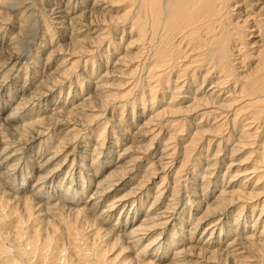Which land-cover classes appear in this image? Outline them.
Returning <instances> with one entry per match:
<instances>
[{
	"label": "bare ground",
	"instance_id": "1",
	"mask_svg": "<svg viewBox=\"0 0 264 264\" xmlns=\"http://www.w3.org/2000/svg\"><path fill=\"white\" fill-rule=\"evenodd\" d=\"M0 2L1 6L3 2L2 0H0ZM44 2L48 4L53 3L52 0H44ZM83 4L86 5V8H88L87 10H84V8L82 7ZM120 5L122 6L119 7ZM64 7L65 9H59L58 7V9L52 8L53 10L50 9V11H52V13L62 11L63 15L58 14L57 17L64 16L66 18V14L77 11L78 9H80V7H82L80 9V14L85 11V18L89 16L92 17V19H89L90 17L88 18L87 24L83 23L86 22L84 19L78 20L77 18L76 21H81V24H83H80L81 26L85 25L95 28L94 38L96 39V44L102 42L105 43L108 41V48V46L111 45V42L109 41V34L121 32L119 42H115L114 46L112 44V53L113 51L117 50L116 46H120V40L123 38L124 34L128 33L129 35L126 50L127 47L129 49V47L133 44L139 43V46H137L139 48L138 51H135L129 55L127 53L128 51H124V54L122 56L120 55L119 59L113 62V65H115L117 62L125 64L126 58H128L127 60L129 62V57L131 58L134 55L133 57H137L139 59V62L137 63L136 61L138 59L135 60L137 64L135 63V67H133V69L130 68V71L128 70L129 75L137 73L135 72L137 68L141 69V71H144V75L141 72L139 73L143 75H141V79H143L144 82L143 86L146 87L144 89L147 90L146 93L148 98L144 97L145 92L141 91L140 95L136 97L135 100L133 99L134 101L131 100V103H129L132 109L137 99V101L142 104L141 110L146 108L144 106V101L146 99L149 101L151 108V106H153V99L155 100L154 94L157 92L158 88L160 89V92H162V99L165 95L163 94V91L169 93L170 100L168 103H166L167 105L165 107L162 105V108L160 110L157 109L158 111L154 113L149 110L151 115H149L146 119L142 118V125H140L138 128L140 131V127H143V130L140 132L141 134H139L140 136L144 133H149L148 135L151 136L149 137V142L146 147H143V151L140 150L139 152V154L143 155H133V162L139 161L138 159H147L146 165L148 170H144L142 174L139 173L141 176L138 180L136 178L137 181L135 185H130L131 187H128V190L120 196V198L123 199L127 195H129L128 197H130L132 193H137V196H140V201L138 203L139 207L141 205V201L148 196L149 198H151V201L147 204L148 210L149 208L151 210H149L150 212L147 215H144L145 217L143 219L139 218L140 220L137 219L138 221L136 220L137 222L134 223L132 222L133 217H136L137 214H133L132 217L130 216L128 220V229L125 228L126 230H122L118 227V229H120L122 233H116L115 231H111V228H102L101 226L95 225L91 235H96L98 238L100 237L99 239H101V237H110V239L112 240V244L108 245V243L105 242L103 243L104 245H101L96 243L94 239H92V241L89 243L87 240V234L83 231L81 226H78V224L76 225V222L79 217L80 220H83V222L89 221L90 225H93L94 221L86 215L87 208L78 206L72 207L74 206L72 204H74L77 200H71V196L65 197V195L69 193L67 192V189L72 184L71 180L64 194L62 192V195L54 196L53 198H51L52 202L49 203L45 202V200L48 199L43 200V190L41 187L45 186V184L48 182L47 180L56 177L59 172H62V170L65 169V161L67 155H74L71 159L70 164V168H73V163H76L74 162L75 157H78L79 155L80 158H83L84 153L80 151V154L75 155V153L78 152L77 147L87 148V144H89L90 139L85 136L82 137L81 135H79L82 129H79L77 127L80 126L78 117L76 119L70 117V115L75 117L78 113V111L74 109V106L69 107L67 110H63V105L66 104V102H59L60 104L57 106V108L62 107L61 111L60 109L57 111L56 108H48V111L51 109H55V112L50 111L49 115H51V113L52 115L51 118L48 119L49 115H42L45 108L43 109V111L39 112L42 105L39 106L37 104L38 110L36 112H33L34 108L32 106L27 109L26 112H24L25 108H27L26 105L31 102L29 100H34L36 98H33L34 96L29 97L28 99H24V101H21V105H18L19 103L17 102L18 104H16L18 106L15 104L16 107L14 106L15 108H12L10 113L8 112L7 114V117L10 116L11 118H9L11 120H16L18 118L15 116L19 113V115H21L20 119L22 120V123H16L17 125H10V119H7V117L0 118V126L3 128L2 130L0 127V264H79L78 261L82 262V259L87 264H122L127 262L128 260H121L116 262L113 260V258H108L107 254H105V251H109V249L113 247V243L116 244V242H118L119 240L122 242L119 245V248H121V250L126 247H129L132 250L133 256L129 258V261H132V264H184L186 261H189V259L185 261V256L191 255L193 251L189 250L191 248L190 245L182 249L180 248L183 243V235H180L181 238L179 237V235L176 238L174 237V234H176V232L170 230L172 235L170 240L165 242V245L168 244V247H170L171 245L176 244L179 241H181L182 243H178V247H176L173 251L172 259H169L168 262H165L167 258H164L163 255H156L159 247L165 248V246H161L159 241V244L158 242H153L159 238L163 231H165V229L162 228H165L167 224L173 221V219L178 221L182 220L180 216L185 214L184 212H181L182 215H176L177 211L175 210V206L178 205L177 203H179V199L177 201V195L179 192L178 183L181 184L182 181L180 172L181 169L185 166L189 154L196 147V144L202 139V136L204 134H206L207 132H213L215 134L217 132L220 133L225 128L224 126H226L227 124H230L229 127H231V130L230 134L225 137V140L228 141L231 137V134L236 130L238 132V136H233L235 137L234 139L236 141V145L237 143L249 145L251 144V142H249L250 139L255 140L256 136L258 138L264 136L263 132L262 134L260 132L262 129L264 130V0H91L90 2L89 0H68L66 4H64ZM73 7H75L76 9H74ZM1 12L2 11H0V13ZM106 12H108V14H106L107 16L105 17L104 14ZM6 17L7 15L5 16L4 13L2 16H0V20H5ZM93 18H98V20L96 21V19L94 20ZM71 19L72 18L70 16V20ZM1 22L2 21H0V24ZM42 22L45 23V19H43ZM100 24L101 26H99ZM127 25L129 30H127ZM44 27L46 29L48 28L46 24ZM4 30L5 28H2L0 26V37L2 38L5 33ZM1 31H3L4 33H1ZM71 31H73V29H71ZM62 36L65 37L64 35ZM66 38H69V36H66ZM91 38L90 40L92 41ZM32 40L33 39H31L30 42ZM31 43H33V41ZM87 51H93V49H88ZM18 53L17 47L12 45V50L10 49V52L4 57L2 61H0V67L2 68V70L6 68V70L2 74V78L6 77V74H9V80L10 78L12 79L13 72L15 71L14 66L17 65L23 57H29V55H27L28 52L22 53L23 55ZM64 59L65 58L63 57L60 63H64V61H66ZM109 59L110 58L107 57L106 63L103 67H106ZM87 60V58H83L84 65ZM131 61V63L135 62H133V60ZM59 65L61 64H58L57 68L59 67ZM72 65L73 61L69 62L68 68H64L60 73H57L56 77H51L50 79H48V82L50 83L45 91H37L36 94H39V96L49 95L54 87L59 86V84H57L58 77L61 78V82H63L62 79H66L65 81H67V77H69V73L67 71H69V68ZM203 70L204 72L201 78V82H199L200 84L196 83L193 88H190V91L192 93H184L180 97L181 101L182 98L191 99L190 103L182 105L181 103H178V101H180L179 98V100H175V102L172 103V99L177 97L175 93H179V91H181L180 89H182L184 83H186L188 79L193 81L196 78L197 73L199 71L202 72ZM112 71H114V69H110L108 71L106 70L101 76L106 73L110 74V72ZM208 75H213L215 77V80L211 79L208 82L209 86L208 88L203 90V94L196 95L198 92H202V83L204 82L205 77ZM171 76H174L172 80L170 79ZM99 79L100 78H98L97 81H99ZM137 80L139 81V79ZM137 80H132L130 82L131 87L129 88L135 87L138 84ZM97 81L95 83H92L91 85V87L93 88L90 89L93 90H87V86L86 88L83 87L82 89V86H80V91L84 89L87 91L85 93L87 94V96L83 99L84 101L85 99L87 100L85 101V103H82V100V104H80L81 106L86 105L91 108H93V106L104 108L110 106V99L108 98V96L110 95L103 94L101 96L102 90L100 88L105 86L103 83H100L101 81L99 83H97ZM228 82H231L230 84H232V86H230V88L228 87V89L224 91V87ZM72 83L73 81L69 84ZM165 88L167 89L165 90ZM221 91L224 92V94L227 92L229 93L226 94L223 101L217 103V100L215 98L217 97V95H220L219 93ZM60 92L61 91H59V94ZM216 92L218 93L215 94ZM212 95H215L216 97L212 99ZM95 101H98V103L95 104L96 106L94 105V103L92 104V102ZM183 101H185V99H183ZM212 103L217 104L213 106L211 105ZM123 106L124 105L121 104L120 107L123 108ZM196 109V114H193L194 117L192 119L194 121L190 122L193 123L192 125L195 126V129L193 132H191L192 134L190 135L189 141L185 144H182V146L180 145L182 147V158L177 168H175L173 177L171 178L170 184H172V186L169 188L171 189L170 197L167 198L168 201L165 204L162 200L158 202V200L160 199V195L164 190V187L167 190V183L165 184L164 182L166 176H168V173L160 177V182L154 185L155 189L153 191L152 189L147 187L152 181H149V179L151 177H154L155 173L154 169H150H152V166L155 163H157L159 168H165L167 163L169 164L173 159H175V149L177 150L175 145L176 143L174 145H170V141L174 139L175 135L179 134H176L177 132H180L183 129L184 120L186 118L185 115H188V113L192 112L194 113ZM22 112L24 113L21 114ZM229 112L230 118H228L229 116L227 115ZM15 113L16 115L13 116V114ZM31 113L33 115H31ZM163 116L168 117V119L163 118ZM209 118L215 121V125H212V123V126H208L207 128L200 127V122L202 121L206 124L209 122ZM218 121L220 122L218 123ZM61 123L69 124L67 125L68 128H66V133L63 132V134L69 133L68 136L65 135V137L60 138L56 145H54V143L52 142H49V139H47V137L49 136L44 139V135H46L45 131H50ZM42 124H46L48 127L41 126ZM107 124H104V126H101L94 132V148L92 152H90V155H98L99 152L102 153V151H99V149H102V135L106 129ZM162 127H169V131L166 132L168 133V135L167 137H165L164 142L161 143L162 147L159 148L158 151L156 150L159 157L157 158V161L153 162V160L150 159L152 156V153H150L151 151L147 152L146 150L151 146V141L159 133V131H162ZM7 134H12L14 138L12 136L11 137L14 140H9L8 137H6ZM260 134L261 136H259ZM206 140L207 151L212 139L208 138ZM220 140L217 142L215 153H217L220 149ZM260 140V143L257 142V149H255V151L254 149H251V151L249 152L250 154L253 153V151L254 154L257 153L255 155V158L253 156L251 168H248L247 170H245V172H242L248 176L249 174L251 175V173H253L254 176H251L252 181L253 179H255L252 184L253 187H250L249 190L243 189L245 188L244 181L248 180L247 178H249L250 176L246 177V179L242 181L238 180V184L236 182L233 183L231 182V180H228V183H223V188H221L222 184L220 185L221 187L217 190L218 193L215 194L213 192V195L211 196L213 197V199L210 202H203L204 208L202 214L200 217H196L203 220L209 219L206 227L203 228L200 234V238L202 237V239L196 240V246L194 245V254L196 253V255H198L199 253L204 252L205 261L207 262V264H247L245 262V259L251 258L254 261H258V264H264V198L252 204L250 208V218L248 217V221H251V229H248L247 231L245 230L243 223L239 224L237 220V218L240 217V214H242L245 204H239V209H237L234 213L233 210L228 211V208L233 205L231 203H233L235 200L238 201L237 199H239V197L241 196L240 193H243L244 195L246 194V197L243 198H247V195L259 196L261 192L255 191V188L257 189V187H255L256 185H261V187L263 188L262 192L264 193V180L262 182V177H264V137ZM35 141H38L37 146L34 150H31V147H34L32 145H34L33 143H35ZM62 142H64L63 145L61 144ZM14 143H16V145H13ZM52 147H54V149H52ZM57 147H60V151L62 148H70V151L65 154L61 162H59V160H56L59 153ZM29 148L30 153H32V155L34 154L33 156H35L33 161H35L37 158H40L43 152H46L47 154L45 157L39 160H42L41 163L34 162V168L36 169V180L34 188H31L32 190L28 194L17 196V193L14 192L15 187L12 186L11 182V176L13 175V173L11 174V170H17L20 168V160L21 158L23 160V157L25 156L24 151L28 150ZM95 149H98V151H95ZM126 150L127 148H125L123 152H120L121 155H119L118 157V160L121 163L117 164L113 162L114 166L112 167V169L110 168V171H108L107 174L103 175L101 179L96 180V189L98 188L104 193L113 191L118 187V185L120 186L122 184L123 186L126 183L127 179H132L129 177L133 173L134 170L132 169L134 168H132V166L129 167L127 160L124 159L125 153L128 151ZM130 150L131 149H129V151ZM235 150L236 149L234 146L231 147L230 153L234 152ZM132 151L134 152L133 149ZM206 155H204V157H206ZM71 156H69L67 161L70 160ZM164 158L167 159L166 162L162 161V159ZM200 158L202 157L196 156L195 159L197 164L199 163V161L197 160H200ZM210 159L213 158H209L208 160L207 158H204V160H207V163L205 164H207V167H214L216 161L214 159L210 161ZM131 160L132 159H130V162H132ZM228 164L230 165V163ZM61 166L64 167V169L60 168ZM97 168V166H94V171L98 170ZM70 170H66L65 175L68 173V171L70 172ZM29 172L30 171H28V173ZM205 172H208V170L206 169ZM208 173L211 174V172ZM26 175L22 176L23 180L25 179ZM235 175L233 174L230 179L235 178ZM64 176L59 183H61ZM72 177L73 176L71 175V178ZM78 177L80 181V177H83L81 176V172H78ZM87 179L88 181L91 180V178ZM123 181L125 182L122 183ZM3 182H5V186H3L4 184H1ZM205 182L209 183L210 181L206 180ZM235 185H238V187L233 188ZM195 186H197L195 187L196 189L198 188V190L201 191V189H206L208 184H196ZM248 186H251V183H248ZM145 189L147 190L144 194L143 190ZM188 189L191 190L190 187ZM187 192L188 195L190 194V196H193L192 191ZM144 195L145 198H143ZM200 195H202V193ZM93 197H95V195ZM185 199L186 201L191 202L197 200L195 198L190 199L185 195V198H183L181 201ZM133 202L134 200L132 199L130 201V204H133ZM16 204L20 206H16ZM92 204L93 203H91V205ZM255 208H259L258 214H254L253 210ZM65 212H67L69 215H67ZM228 212L230 214L232 212L233 215L229 216ZM216 215H219L221 217H218ZM57 218L65 222V225L62 226L65 228L64 233L66 232L65 236L68 240L65 246L64 244L61 245V243L59 242L62 235L53 233L55 229H52V224L54 225V222L58 221ZM229 218H231L233 222L229 223ZM27 222L28 224L31 222L32 226L28 227L26 225ZM131 222L133 223V225H131ZM181 222L184 221L182 220ZM11 223L13 224L12 230H9L8 227H10L9 225ZM191 223L194 224L193 221ZM178 224V230H181V232H185V230H183L184 228L180 226L181 224ZM223 225L227 226L225 232L222 231ZM196 226L195 224L192 225L189 230L195 228ZM158 228H160L159 232H151ZM6 229H8L11 234H9ZM45 229L49 230L50 235L45 231ZM217 231L219 233L215 235ZM150 233H152V238H150L148 242L146 241V243H143V238L141 235L145 234L146 238ZM121 234L125 237H123ZM51 236H54L53 243L49 240ZM123 242H125V244ZM157 244L158 246H153ZM106 245L107 247L105 248ZM138 245L140 248L137 247ZM191 246L193 248V244ZM135 247L138 248L136 249V251L133 249ZM246 252L249 255H247ZM71 254L75 255L74 257H76L77 260H72ZM229 257H231V260H229ZM155 259L158 260V262L154 263L153 260ZM84 262L80 264H84Z\"/></svg>",
	"mask_w": 264,
	"mask_h": 264
},
{
	"label": "rangeland",
	"instance_id": "2",
	"mask_svg": "<svg viewBox=\"0 0 264 264\" xmlns=\"http://www.w3.org/2000/svg\"><path fill=\"white\" fill-rule=\"evenodd\" d=\"M67 1L68 0H52L53 3L48 4V3L44 2V0H2L3 3L0 6V11H2V12L0 13V16H2L5 13V16L7 15V17L5 20H0V21H2L0 26L2 28H5V30H4L5 33L3 31H1V33L2 32L4 33L3 38L0 37V42H1V45H0V61H2L4 59V57L10 52V49L12 50V45L17 47V53L20 52L18 54L28 52L27 55H29V57L28 58L23 57L20 60V62L14 66L15 71L13 72V78L12 79L10 78V80L8 78L9 74H6L7 76L5 75L6 77L2 78V74L6 70V68H4L2 70V68L0 67V118L7 117L8 112L10 113L11 109L15 108L18 103H19L18 105H21L20 104L21 101H24V99H28L29 97H33V96H34L33 98H35V97L36 98L34 100L33 99L29 100V101H31L29 103L30 106H29V104L26 105L27 108H25L24 112H26V110L29 109L31 106L34 108L33 112H36L38 110V108H37L38 105L39 106L42 105L39 112L43 111V109L45 108L42 115H49L50 111L55 112L54 111L55 109H51L48 111V108H56L57 111L59 109L61 111L62 107L57 108V106L60 104L59 102H62V103L66 102V104L63 105L64 106L63 110H67L69 107H72V106L75 107L74 109L77 110L78 113L76 114L75 117L72 115H70V117L75 118V119L78 117V120H79L78 122H80V126H77V127L79 129L80 128L82 129L81 132L79 133V135H81L82 137L85 136V137L89 138L90 139L89 140L90 145L87 144L88 145L87 148L77 147L78 152L75 153V155L80 154V151H82L84 153H83V158L82 157L80 158L79 155H78V157H75L74 162H76V163H73V168H70V164H71V159L74 155L73 156L67 155L66 161H65V169H64V167H62L63 166L62 165L60 168H62L64 170H62V172H59V174L56 177L50 178L49 180H47L48 182L45 184V186L41 187L43 190L42 191L43 200L48 199V200H45V202L49 203V202H52L51 198H53L54 196L62 195V192L64 194V192L66 191V188H68L70 180H71L72 184L67 189L68 190L67 192H69V193L68 194L65 193L66 194L65 197L71 196L72 197L71 200H73V201L77 200L74 204H72V205H74L72 207L78 206V207L87 208L86 209V215L94 221L93 225H90L89 221L83 222V220H80V217H79V219L77 220L78 223L76 222V225L78 224V226H81L83 231L87 234V236H88L87 240L89 243L92 241V239H94V241L98 244L104 245L103 243L107 242L108 245L109 244L111 245L112 240L110 239V237H107V238L101 237V239H99L100 237L98 238L96 235L95 236L91 235L95 225L101 226L102 228H106V227L108 229L111 228V231H115L116 233L117 232L122 233V231H120V229L126 230V229H128L127 227H129V221L128 220H129L130 216L132 217L133 214L134 215L137 214L136 217H133L132 222L134 223V222H137L138 221L137 219H139V218L143 219L145 217L144 215H147L150 212L149 210H151L150 208L148 210L147 204H148V202L151 201V198H149L148 196H147V198H145V195H144L143 198H145V199L141 201L140 207L138 205V203L140 201V199H139L140 196L139 195L137 196V193H132L130 195V197H128L129 195H127L123 199H121L120 196L128 190V187L135 185L136 181L141 176L140 174H142L144 172V170H148L147 165H146L147 159H138L139 161L133 162V155L134 156L135 155H138V156L143 155V154H139V152H140V150L143 151V147L144 148L146 147V145L149 142V137L151 136V135H148L149 133L148 134L144 133L141 136L139 135V134H141L140 132L143 130V127H140V131L138 129L139 126L142 125V121H143L142 118L146 119L149 115H151L150 111L154 113V112L160 110L162 108V105L165 107L167 105L166 103L169 102L170 97H169L168 92L166 93L165 91H163V94H165V95L162 99L161 98L162 92H160V89L158 88L157 92L155 93L157 96L154 94L155 100L153 99V104H152L153 106H151V108H150L149 101L146 99L144 101V103H145L144 106L146 108L141 110L142 104H140L139 101H137L138 100L137 99L135 101L134 107L132 109L131 106L129 105V103H131V100H133V99L135 100L136 97H138L140 95L141 91H144L145 92L144 97L148 98L147 93H146L147 90L144 89L146 87L143 86L144 82H143V79H141V75L143 74L144 71L143 70L141 71V69L137 68L138 70L137 69L135 70V72H137V73H134L133 75L132 74L129 75L128 70L130 71L131 69H133V67H135V65L139 62V59L137 57H133L134 55L131 58L129 57V62L127 60L128 58L125 57L127 60V61L125 60V64H121V63L117 62L115 65H113V62L115 60L119 59V56L120 55L122 56L124 54V51H126V52L128 51L127 52L128 55L132 54L135 51H138L139 48L137 46H139V43H136L137 45L133 44L132 46L129 47V49L127 47V50H126V45L128 43V40H129V38H128L129 35H128V33L124 34L123 38L120 40V43H121L120 46H116L117 50L113 51V53H112V50H111L112 44L114 46L115 42L116 43L119 42V38H120V34H121V32H117L114 34H109V41L111 42V45L108 46V48H107L108 41L105 43L102 42V43L96 44V39L94 38L95 28H92L91 26H85V25L81 26L83 24H81V21H78L80 19L81 20L84 19L86 21V22H83L84 24L85 23L87 24V22H88V18L90 16L85 18V11L80 14V9L82 7L84 8V10L88 9V8H86L85 4H83L82 7H80V9H78L77 11H73L72 13L66 14L67 15L66 18L64 16L63 17H57L58 14L63 15L62 11L57 12V13L56 12L52 13V11H50V9L53 10L57 7L59 9H63V8L65 9L64 4H66ZM90 1L91 0H89V2ZM121 6L122 5H120L119 7H121ZM73 8L76 9L75 7H73ZM106 14H108V12H106L104 14L105 17L107 16ZM70 16L72 18L71 20H70ZM77 18H78V20L76 21ZM98 18H95L96 21L98 20ZM43 19H45V23L42 22ZM89 19H92V17H90ZM60 21L63 23H61ZM100 22H101V20H100ZM74 23H76V24H74ZM20 24H21V26H20ZM45 24L48 26L47 29L44 27ZM95 25H98V24H95ZM99 26H101V24ZM21 28H23V29H21ZM71 29H73V31H71ZM127 30H129L128 25H127ZM76 31H78V32H76ZM70 34H72V35H70ZM62 35H64L65 37H63ZM66 36H69V38H66ZM89 37L90 38L92 37L91 38L92 41L90 40ZM31 39H33L32 40L33 43H31L32 41L30 42ZM93 40H94V42H93ZM74 41H75V43H74ZM100 44H102V45H100ZM88 49H93V51H87ZM34 53H35V55H34ZM48 53H49V55H48ZM63 57L65 58L64 60H66V61H64V63H60ZM107 57L110 58L109 62L107 63L106 67H103L106 63ZM83 58L88 59L86 61L85 65L83 62ZM136 59H138V60H136ZM131 60H133V62L136 60L137 63H136V61L134 63H131L132 62ZM72 61H73V65L69 68V71H67L69 73L68 74L69 77H67V81H65L66 79H62L63 82H61L60 81L61 78L58 77V83L57 84H59V86L54 87L49 95L39 96V94H36L37 91H41V92L45 91V89L48 88V85L50 83V82H48V79H50L51 77H56L57 73H60L64 68H68L69 62H72ZM126 63L129 65H127ZM58 64H61V65H59L60 68L58 67L59 69L57 68ZM126 66H127V68H126ZM105 69L107 71L110 69L111 70L114 69V71L110 72V74L106 73L103 76H101L104 73V71H106ZM139 72H141L142 74ZM203 72H204V70L202 72L199 71L197 73L196 78L193 81L188 79V81L186 83H184V86L182 87V89H180L181 91H179V93H175V95L177 97L172 99L173 100L172 103H174L175 100H179L180 97L182 96V94L192 93L190 91V88H193L196 83L200 84L199 82H201ZM59 76H60V74H59ZM98 78H100L99 81H97ZM173 78H174V76H171L170 79L172 80ZM214 78L215 77L213 75L206 76L204 79V82L202 83V88H203L202 92L200 91L196 95L203 94V90H205L209 86L208 82L211 79L215 80ZM137 79H139V81ZM132 80H134V81L137 80L138 84L135 87L129 88V87H131L130 82ZM72 81H73V83L69 84ZM96 81H97V83H99L101 81L100 83H103L105 86V87L100 88L102 90L101 96L103 94L110 95V96H108V98L110 99L109 100L110 106H108L107 108L96 106L95 104L98 103L99 100L92 102V104L94 103V105L96 106V107L93 106V108H96V109H93V108L88 107L86 105H82V106L80 105L82 103H85V101L87 100V99H85V101L83 100L87 96V94H85L87 91L85 89L80 91V86H82V89H83V87L86 88V86H87V90L88 89L93 90L90 88H93V87H91V85H92V83H95ZM230 83L231 82L227 83V85L224 87V91H226V89H228V87L230 88V86H232V84H230ZM68 84H69L70 88L68 87ZM133 89H134V91H133ZM166 89L167 88H165V90ZM171 89H173V88H171ZM59 91H61L60 94H59ZM217 93L218 92H216L215 94H217ZM227 93H229V92H227ZM227 93L224 94V92L221 91L219 93L220 95H217V97L215 95H212V99L216 97L215 99L217 100V103H219V102L223 101V99L225 98ZM125 94H126V96H125ZM58 95H59V97H58ZM120 98H122V99H120ZM114 99H116V100H114ZM183 99H185V101H183ZM82 100H83V102H82ZM190 101H191V99L182 98V101L180 99V101H178V103H181L182 105H184V104L186 105V104L190 103ZM154 103H155V105H154ZM217 103H212L211 105L215 106ZM121 104L124 105L123 108L120 107ZM76 107H78V108H76ZM196 111H197V109L194 111V113L193 112L188 113L189 116L187 114L186 115L184 114L186 116V118L184 120L183 129L180 132H177L176 134H178V133L179 134L175 135L174 139H172L170 141V145H174L176 143L175 145H176L177 150L175 149V155H174L175 159H173L172 162H170L169 164L167 163L165 168L161 169L158 167L157 163H155L154 164L155 166L153 165L152 169H150V170L154 169L155 173H154V177H151L149 179V181L150 180H152V181L147 187H149L153 191L155 189L154 185L156 183L160 182V177L162 175L168 173L167 174L168 176H166V179L164 182L165 184L167 183V190L164 187V190L162 191V193L160 195V199L158 200V202L160 200H162L163 203L165 204L168 201L167 198L170 197L171 189H169V188L172 186V184H170L171 178L173 177V173H174L175 168H177V166L179 165V162L182 158V151H181L182 147L181 146H182V144H185L189 141L190 135L192 134L191 132H193L195 129V126L192 125L193 123H190V122L194 121L192 119L194 117L193 114H196L195 113ZM24 112H22L21 114H23ZM229 114H230V112L227 115L229 116ZM14 115H16V113L13 114V116ZM31 115H33V114L31 113ZM51 115H52V113H51ZM51 115L48 116L49 117L48 119L51 118ZM20 116L21 115H19V113H18L15 116L18 118V119L15 118L16 120H13V119L11 120L10 116H9L10 118L7 117V119L11 120L10 125H14V124L17 125V124L22 123ZM177 116H179V115H177ZM163 118L168 119V117H164V116H163ZM172 118H173V116H172ZM228 118H230V116ZM24 120H28V119H24ZM214 122L215 121L213 119L209 118L208 123L205 124V122L201 121L199 125L202 128H207L208 126L215 125ZM219 122L220 121H218V123ZM104 124H107V125H106V129L102 135L103 136V142L101 145L102 149L101 150L99 149V151H102V153L99 152L100 154L98 153V155H95V154L90 155V152H92V150L94 148L93 147V144H94L93 139L95 138L94 132L96 131V129L100 128L101 126H104ZM67 125H69V124L61 123L57 127L53 128L52 130L45 131L46 135H44V139L47 136H49V137H47V139H49V142L50 143L52 142V143H54V145H56L60 138L65 137V135L68 136L69 133L65 134L66 128H68ZM229 125L230 124H227L226 126H224L225 127L223 129L224 131L221 129L222 132H220V133L217 132L215 134L213 132H207L206 134H204L202 136V139L200 141H198V143L196 144V147L189 154V157L187 158V162L185 163V166L181 169L180 177L182 176L181 177L182 181H181V184L178 183L179 192L177 195V201L179 199V203H177L178 205L175 206L176 207L175 210L177 211L176 215H179V216L182 215L181 212L185 213L182 216H180L184 222H181L182 220L178 221V220L173 219V221L171 223L167 224L166 227L168 229L166 227L162 228V229H165V231H163L161 233V235L159 236V238L153 242V243H155V242L159 241L161 246H163V247L165 246V248L159 247L157 254H156L157 256L163 255L164 258H167V260H165V262H168L169 259H172L174 249L176 247H178L179 244L182 243L181 241H179L180 242V243L178 242L179 244L176 243V244L171 245L170 247H168V244L165 245V242L170 240L171 235H172L171 231L173 230L174 232H176V234H174V237L177 238L178 235H179V237H180V235H183V240H182L183 243H182V246H180V248L182 249V248H185L188 245H190L191 248L189 250L193 251L191 253V255L185 256V261L188 259H189V261H186L187 263L185 262L184 264H207V262L205 261L204 252L199 253L198 255H196V253L194 254V252H195L194 247L196 246V240L202 239V237L200 238V234H201L203 228L206 227L207 222L209 220V219L203 220L201 218H199V219L196 218L198 216L200 217L202 214V211L204 208L203 202H207V201L210 202L213 199V197H211L213 195V192L215 194L218 193L217 190L221 186H222L221 188H223V186H224L223 183L224 184L228 183V180H231V182H233V183H235V182L237 183L238 180L242 181V180L246 179V177L250 176L249 177L250 179L247 178L248 180L244 181L245 182L244 183L245 188H243V189L249 190L250 187H253L252 184H253V181L255 180V179H253V181H252V178H251V176L252 177L254 176L253 173H251V175L249 174V176H248L242 172L243 171L245 172V170H247L248 168L249 169L251 168V165H252L251 162H253L252 161L253 156L255 158V155L257 154V153L254 154V151L258 147V143L261 142L260 139H263V137H264V136H261L262 132L264 134V130L262 129L260 131L261 132V134L259 135V136H261L260 138H258L256 136L255 140L250 139L249 142H251V144L248 145V144L237 143V145H236V141L234 139L235 137L238 136V132L236 130L231 134V137L229 138L228 141L225 140V137L230 134L231 127H229ZM41 126L48 127L46 124H42ZM3 127H4V125H3ZM1 129L3 130L2 127H1ZM168 129H169V127H167V128L162 127V129H161L162 131H159V133L151 141V143H152L151 146L146 150L147 152L151 151L150 153H152L151 154L152 156L150 159L153 160V162L157 161V158L159 157L156 150L158 151V149L162 147L161 143L164 142L165 137H167L168 133H166V132L169 131ZM237 129H239V128H237ZM63 132H65V133L63 134ZM11 136L14 138V136L12 134H7L6 137H8V139L11 140V139H13ZM233 136H235V137H233ZM208 138H211L212 140L210 142L208 150L206 151V148H207V140L206 139H208ZM219 140H220V144H219L220 149L217 153H215V150L217 147L216 145H217V142ZM37 143H38V141H35V143H33L34 145H32V146H34V147L33 148L31 147V150H34L36 148ZM63 143L64 142H62L61 144L63 145ZM245 143H247V142H245ZM13 145H16V143H14ZM233 146L235 147L236 150L234 152H231L232 153L231 154L230 149ZM125 148H127L128 151L127 150L126 151L128 153L125 151L126 153H125L124 159L127 160L129 167L132 166V168H134V169H132V170H134L133 173L129 177L132 179L129 180V179H127L128 178L127 177L126 179L129 181L126 180V183L123 186H122V184L120 186L118 185V187L113 191H109V192L104 193V192H102V190H100L98 188L96 189V185H95L96 180L101 179L103 177V175L107 174L108 171H110V168L112 169V167L114 166L113 162L117 163V164L121 163V162H119L118 157H119V155H121L120 152H123ZM52 149H54V147H52ZM59 149H60V147L58 148V150ZM129 149H131V150L129 151ZM132 149L134 150V152L132 151ZM251 149H254V151H253V153L250 154L249 152L251 151ZM61 151L59 150L58 157L56 158V160L57 161L59 160V162H61V160L65 156V154L70 151V148H68V147L65 149L62 148ZM95 151H98V149L97 150L95 149ZM154 152H155V154H154ZM129 153H130V155H129ZM46 154H47L46 152H43L41 154L40 158H37L35 161H33L35 156H33L34 154L32 155V153H30V148L28 150L24 151L25 156L23 157V160H22V158L20 160V162H21L20 168L17 170H11V174L13 173V175L11 176V179H12L11 182H12V186L15 187L14 192L17 193L16 194L17 196L18 195L21 196L23 194H28L29 192H31V190H32L31 188H34V184H35V180H36V178H35L36 177L35 176L36 169L34 168L35 167L34 162L35 163L36 162L41 163L42 160L41 161H39V160L41 158L45 157ZM204 155H206V157H204ZM69 156H71V158H70V160L67 161ZM196 156L202 157V158H200V160H197V161H199L198 164L196 163V159H195ZM204 158H207V160L209 158H213L216 161V164L214 165V167L213 166L207 167L206 166L207 164H205V163H207L206 162L207 160H204ZM130 159H132L131 160L132 162H130ZM213 159H210V161ZM166 160H167L166 158L162 159L163 162H166ZM59 162H57V163H59ZM241 162H242V164H241ZM228 163H230V165ZM94 166L95 167L97 166L98 170L94 171ZM205 168L208 170V172H211V174L208 172H205L206 171ZM66 170H70V172L69 171H68V173L66 172L67 174L65 175ZM141 170H143V171H141ZM28 171H30V172L28 173ZM78 172H81V176H83V177H80V181L78 179L79 178ZM185 173H187V174H185ZM136 174H137V176H136ZM201 174H202V177H201ZM233 174L234 175L236 174L235 178L230 179V177H232ZM243 174H245V175H243ZM23 175L24 176L26 175L24 180L22 178ZM71 175L73 176L72 178H71ZM63 176H64L63 180L61 181V183H59ZM87 178H89V179L91 178V180L88 181ZM136 178H137V180H136ZM262 178H263L262 179V182H263L264 177H262ZM205 179L210 181V182L206 183ZM5 180H6V178H5ZM124 182L125 181H123L122 183H124ZM248 183H251V186H248ZM1 184H4L3 186H5V182H3ZM183 184H184V186H183ZM196 184L197 185L198 184H201V185L208 184V186L206 189L204 188L205 190L201 189V191H203V192H201L200 190H198V188L197 189L195 188V187H197V186H195ZM82 186H83V189H82ZM259 186L256 185L255 187H257V189L255 187L254 188H255V191L261 192V194H259L260 197L258 195L257 196L256 195H252V196L247 195V198H243V197H246V194L244 195L243 193H240L241 196L239 197V199H237L238 201H236L234 199L236 202L234 201L233 203H231L233 205H231V207L228 208V211L233 210V213H234L237 209H239V204H245L243 211H242V214H240V217H238L237 220H238L239 224L243 223L246 231L248 229H251V221H248V217L250 218V214H251L250 208H251L252 204H254L256 201H259L260 199L264 198V193L262 192L263 188L261 187V185H259ZM189 187L191 190L188 189ZM237 187H238V185H235L233 188H237ZM21 188H23V189H21ZM192 188H194V189H192ZM111 189H112V187H111ZM147 189L143 190L144 194L146 193ZM22 190H24V191H22ZM137 190H140V189H137ZM187 191H192L193 196L192 195L190 196V194L188 195ZM136 192H139V191H136ZM200 192L202 193V195H200L201 194ZM100 194H101V196H100ZM91 195H92V198H91ZM94 195H95V197H93ZM185 195H186V197H188L190 199L195 198L197 200H195L193 202L186 201V199L181 201L183 198H185ZM203 196H205V197H203ZM250 197H251V199H250ZM33 198H34V195H33ZM125 198H128V199H125ZM132 199L134 200V202H133V204H130V201ZM122 200H124V201H122ZM91 203H93V204L91 205ZM180 203H181V205H180ZM16 206H20V205L16 204ZM185 206H186V208H185ZM181 208H182V210H181ZM258 210H259V208H255L253 210L254 214H258ZM65 213L67 215H69L67 212H65ZM228 214H229V216L233 215L232 212H231V214L228 212ZM216 216L221 217L219 215H216ZM57 219H58L59 223L57 221V222H54V225L52 224V229L53 228L55 229L53 231V233H58V234L62 235L59 242L61 243V245L64 244V246H65L66 242H68V240L65 236L66 232L64 233L65 228L62 227L65 225V222L61 221L59 218H57ZM192 221L195 224V226L197 225L198 227L196 226L195 228L189 230V228L192 225H194L191 223ZM132 222H131V225H133ZM231 222H233V220L231 218H229V223H231ZM178 223L181 224L180 226L184 228L183 230H185V232H181V230H178V225H179ZM26 225L28 227L32 226L31 222L29 224L27 222ZM221 225H222V223H221ZM9 226L10 227H8V229L12 230L13 224L11 223ZM111 226H113L114 228ZM118 227L120 229H118ZM239 227H240V225H239ZM226 228H227V226L223 225L222 231L225 232ZM8 229H6V230L8 231ZM60 229H62V230H60ZM186 230H188V231H186ZM45 231L50 235L48 229H45ZM157 231L159 232L160 228L155 229L154 231H151V232L156 233ZM8 232H9V234H11L10 231H8ZM152 233L147 235L146 238H145V234L141 235L143 238L142 239L143 243H146V241L148 242V240H150V238H152L151 237ZM218 233L219 232L217 231V233H215V235H217ZM122 236L125 237L124 235H122ZM228 237H230V236H228ZM49 240L53 243L54 242V236H51ZM119 241L116 242V244L113 243V247L111 249H109V251L108 250L105 251V254H107L108 258H113V260L116 262L121 261V260H123V261L128 260L127 262L122 263V264H132V261H129V258H131L133 256L132 250L129 247L128 248L126 247V248L121 250V248H119V245L122 242L121 241L119 242ZM215 241H216V237H215ZM159 242H158V244H159ZM123 243L125 244V242H123ZM158 244L153 245V246L156 247V246H158ZM192 244H193V248L191 246ZM150 246H152V245H150ZM106 247H107V245L105 246V248ZM108 247H110V246H108ZM137 247H139V245ZM137 247H135L133 249L136 251V249H138ZM240 250H242V249H240ZM117 253H118V255H117ZM246 254L249 255L247 252H246ZM145 255H146V253H145ZM74 256L75 255L71 254L72 260L76 259V257H74ZM206 256H207V254H206ZM125 257H127V258H125ZM247 258H251V257H247ZM160 259H163V258H160ZM229 260H231V257H229ZM245 260H246L245 262L247 264H249V263L250 264H258V261H254L252 258L251 259H245ZM153 261H154V263L158 262V260H156V259ZM159 261H161V260H159ZM78 262L80 264V263H83L84 261L82 259V262H80V261H78ZM85 263L86 262H84V264Z\"/></svg>",
	"mask_w": 264,
	"mask_h": 264
}]
</instances>
